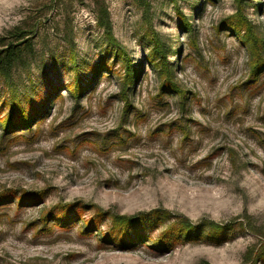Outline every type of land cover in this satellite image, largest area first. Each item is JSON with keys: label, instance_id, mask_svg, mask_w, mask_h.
Segmentation results:
<instances>
[{"label": "rangeland", "instance_id": "374dc122", "mask_svg": "<svg viewBox=\"0 0 264 264\" xmlns=\"http://www.w3.org/2000/svg\"><path fill=\"white\" fill-rule=\"evenodd\" d=\"M103 1L0 0V50L14 29L32 45L11 86L24 109L45 113L29 132L0 129V264H264V70L250 75L242 34L224 23L237 0H147L146 12ZM240 6L264 56V0ZM158 47L183 97L161 89ZM126 58L139 71L128 106ZM75 76L91 82L77 99L65 88ZM53 86L62 98L40 107ZM7 99L0 78V118ZM34 193L39 202L17 205ZM111 215H143L129 229L143 239L104 241ZM182 217L196 229L178 231ZM94 218L91 233L79 229Z\"/></svg>", "mask_w": 264, "mask_h": 264}, {"label": "trees", "instance_id": "16d2710c", "mask_svg": "<svg viewBox=\"0 0 264 264\" xmlns=\"http://www.w3.org/2000/svg\"><path fill=\"white\" fill-rule=\"evenodd\" d=\"M139 5H141L146 12L147 10V0H135ZM240 1L237 0V11L236 14L228 19V21H224L226 25H228L237 35L242 34L240 39L241 42L247 48V51L250 55V75L252 77L257 76L260 72L264 70V56H263V44L260 37L255 33L251 23L247 20L244 16ZM91 5H105L103 0H90ZM97 23L99 26L104 29L106 34L110 36V22L108 13L105 8H100L99 12L97 13ZM15 31L12 34H15V37L18 39L16 41L6 42L1 47L0 50V78L5 82L8 89V99H7V112L5 113L4 117L0 118V129L2 131V137H7L10 134H13L15 129H21V131L29 132L31 130V122H33V118L38 116L37 123L41 122L44 119V115L39 109L35 106H31V109L28 111L23 108L22 102L20 101L19 92L11 86V79H12V72L18 67H24V61L27 59L25 53L28 49L32 48L29 41H25L24 32L19 29H14ZM0 41H5L4 37H0ZM158 52H160L161 57L158 59L157 62L153 63V67L155 72L159 75V78L162 80L161 89L164 86H168L169 88L174 89L181 97L185 94L181 91L173 82V70L171 66L166 62L165 56H163L161 49L158 47ZM116 54L125 58L124 54H121V51L118 49L116 50ZM71 63L74 62V58L72 56ZM125 66L123 68V75H122V96H124V102L127 104V96L125 95L127 89H129L137 75L139 74L137 69H135L129 62V60L125 59ZM105 69L103 63L98 64L96 72L94 71L93 79L95 78L96 74L99 73L100 69ZM108 69V68H106ZM92 79V80H93ZM91 82H87V85H84L78 76H75L71 83L66 85V93L73 99L80 98L83 93L89 90ZM59 87L53 86L49 93L48 98L44 99L42 96L38 95L37 104L41 107L44 105L51 106L54 101L61 99L60 95H55ZM54 94V95H53ZM52 95V98H50ZM54 96V97H53ZM128 106V104L126 105ZM41 116V117H39ZM23 134L16 135L22 136ZM41 198V194L34 193L29 195H24L16 199L18 202L17 205L23 203V201L27 203H36L39 202ZM7 197L0 196V205L4 204ZM97 216L99 217L102 212L98 210ZM106 214V213H104ZM103 215V214H102ZM111 225L108 234L106 233L103 236V240L106 242H114L117 246L121 247H130L133 246L134 242H139L143 238L139 235L135 237H130L129 229L133 226L139 224L142 219L143 215H137L135 217L132 216H123V215H111ZM47 216L45 214L41 215L40 222L42 226H44L47 222ZM96 218L82 224L79 226V229H84L88 234L92 232V229L96 227L94 221ZM73 218L68 216H63L61 218L62 224L64 227H68L71 223ZM178 224V231H190L196 229L195 225L190 223L186 218H181ZM210 228L215 232L222 231L223 227L215 225L214 223H208ZM82 233V232H81ZM114 234V235H113ZM113 235V237H112ZM258 257L264 260V248L260 250L258 253Z\"/></svg>", "mask_w": 264, "mask_h": 264}]
</instances>
